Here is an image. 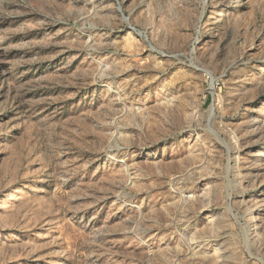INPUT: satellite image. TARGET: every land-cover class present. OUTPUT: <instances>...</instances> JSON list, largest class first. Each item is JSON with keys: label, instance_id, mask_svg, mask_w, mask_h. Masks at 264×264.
<instances>
[{"label": "rangeland", "instance_id": "obj_1", "mask_svg": "<svg viewBox=\"0 0 264 264\" xmlns=\"http://www.w3.org/2000/svg\"><path fill=\"white\" fill-rule=\"evenodd\" d=\"M0 264H264V0H0Z\"/></svg>", "mask_w": 264, "mask_h": 264}, {"label": "water", "instance_id": "obj_2", "mask_svg": "<svg viewBox=\"0 0 264 264\" xmlns=\"http://www.w3.org/2000/svg\"><path fill=\"white\" fill-rule=\"evenodd\" d=\"M120 11V10H119ZM122 15V18L124 19V21L125 22H128V18L127 17H125L123 14H121ZM132 30H134L133 28H131Z\"/></svg>", "mask_w": 264, "mask_h": 264}]
</instances>
